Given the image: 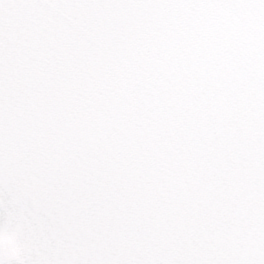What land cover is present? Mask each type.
I'll list each match as a JSON object with an SVG mask.
<instances>
[{"label": "snow or ice", "instance_id": "1", "mask_svg": "<svg viewBox=\"0 0 264 264\" xmlns=\"http://www.w3.org/2000/svg\"><path fill=\"white\" fill-rule=\"evenodd\" d=\"M0 264H264V0H0Z\"/></svg>", "mask_w": 264, "mask_h": 264}]
</instances>
